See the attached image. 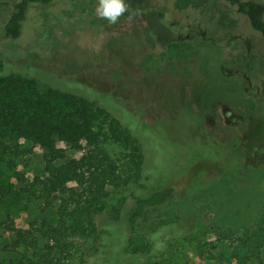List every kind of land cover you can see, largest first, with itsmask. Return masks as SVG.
Returning <instances> with one entry per match:
<instances>
[{"label": "rangeland", "instance_id": "obj_1", "mask_svg": "<svg viewBox=\"0 0 264 264\" xmlns=\"http://www.w3.org/2000/svg\"><path fill=\"white\" fill-rule=\"evenodd\" d=\"M14 1L0 0V35ZM125 3L116 24L97 15L98 0L33 3L20 36L0 39V63H7L0 71L25 73L34 64L50 85L93 95L125 125L138 126L140 147L133 141L132 149L109 134L103 116L93 120L125 183L107 191L96 233L77 239L70 264H237L232 241L264 228V196L251 204L246 189L251 181L264 183V41L224 0ZM35 90L52 104L64 101L48 87ZM14 137L26 150L0 161V171L4 182L15 184L14 171L23 182L0 208V221L9 211L24 229L54 223L58 201L46 202L33 185L42 140ZM51 141L66 161L81 155L67 139ZM158 186L173 187L169 202L148 210L129 241L133 197ZM1 231L0 257L8 258L3 243L10 239ZM26 253L19 248L16 255ZM261 256L264 264V250Z\"/></svg>", "mask_w": 264, "mask_h": 264}, {"label": "trees", "instance_id": "obj_2", "mask_svg": "<svg viewBox=\"0 0 264 264\" xmlns=\"http://www.w3.org/2000/svg\"><path fill=\"white\" fill-rule=\"evenodd\" d=\"M224 1L244 15L252 30L264 41V4L256 0ZM50 2L52 0H15L7 20L3 22L0 39H17L20 36L30 4L46 5ZM0 64L7 68L6 62ZM35 67L34 64L28 65L25 73L20 69L8 73L0 71V161L24 154L26 149L22 148L15 135L28 140L41 138L44 148L41 175L34 178L33 185L46 202L58 201L54 210L56 221L43 220L39 227L24 229L16 226L12 215L5 211L0 221L1 232L7 234L10 240L3 243V248L12 255L0 257V264H70L73 249L78 250L77 239L96 233L94 219L104 208L103 199L107 191L122 186L125 180L118 173L115 161L101 147L100 141L104 135L93 128L94 119L103 116L112 137L123 140L132 149L133 141L136 142L134 149L140 147V141L134 134L138 126L131 129V126L125 125L123 120L106 108L107 105H100L93 95L50 85L39 74L40 68ZM38 85L54 90L59 100L64 101L52 104V98L36 92ZM122 113L127 115L125 111ZM53 135L67 139L74 150H81L79 158L66 161L64 149L52 146ZM135 158L133 165L139 172L144 160L140 148L138 153L135 152ZM253 172L257 174V170ZM3 176L4 173L0 171V208L23 182V174L19 171L13 174L15 184L4 182ZM136 177L141 178L139 173ZM246 189L251 204L258 203L264 196V183L259 180L251 181ZM172 192V186H158L143 196L133 197L132 209L126 220L129 241L137 232V222L144 218L148 210L169 202ZM253 195H258L259 200L253 199ZM192 236L195 240L199 234L196 232ZM40 242H43L45 252H39ZM19 248H24L29 254L17 256ZM263 250L264 228L248 229L232 241L230 257L237 264H250L252 261L262 264ZM80 254L83 261L84 251Z\"/></svg>", "mask_w": 264, "mask_h": 264}, {"label": "clouds", "instance_id": "obj_3", "mask_svg": "<svg viewBox=\"0 0 264 264\" xmlns=\"http://www.w3.org/2000/svg\"><path fill=\"white\" fill-rule=\"evenodd\" d=\"M128 11L125 0H98L97 15L107 20L110 24H116L121 16Z\"/></svg>", "mask_w": 264, "mask_h": 264}]
</instances>
